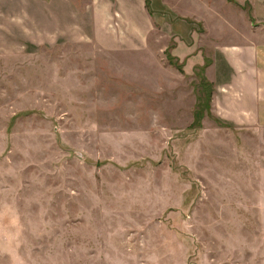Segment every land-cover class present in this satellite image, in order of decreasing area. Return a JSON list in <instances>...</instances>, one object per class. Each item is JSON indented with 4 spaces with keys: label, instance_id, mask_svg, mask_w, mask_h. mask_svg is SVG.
I'll return each mask as SVG.
<instances>
[{
    "label": "rangeland",
    "instance_id": "374dc122",
    "mask_svg": "<svg viewBox=\"0 0 264 264\" xmlns=\"http://www.w3.org/2000/svg\"><path fill=\"white\" fill-rule=\"evenodd\" d=\"M254 1L0 0V264H264V128L207 76Z\"/></svg>",
    "mask_w": 264,
    "mask_h": 264
},
{
    "label": "crops",
    "instance_id": "0c3cea01",
    "mask_svg": "<svg viewBox=\"0 0 264 264\" xmlns=\"http://www.w3.org/2000/svg\"><path fill=\"white\" fill-rule=\"evenodd\" d=\"M253 3L254 16L262 22L261 25L251 34H232L215 42L212 65L207 71V76L215 85V112L223 121L243 124L245 129L264 128V17L261 14L264 0ZM97 6L108 4L99 1ZM219 20L220 33H223L228 30L223 14ZM225 20L228 24L231 22L230 19ZM214 67L215 73L210 77L212 73L209 70ZM259 139L264 140V135L260 134ZM253 151L255 149L249 148L251 156ZM263 151L260 148L259 153L263 154ZM252 175L247 177L250 185H264V169H259V178Z\"/></svg>",
    "mask_w": 264,
    "mask_h": 264
}]
</instances>
